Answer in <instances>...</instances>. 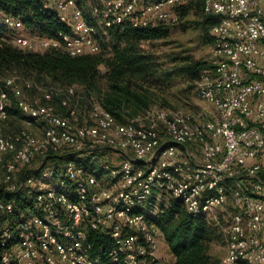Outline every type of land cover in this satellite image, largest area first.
I'll return each instance as SVG.
<instances>
[{"label": "built area", "instance_id": "obj_1", "mask_svg": "<svg viewBox=\"0 0 264 264\" xmlns=\"http://www.w3.org/2000/svg\"><path fill=\"white\" fill-rule=\"evenodd\" d=\"M192 1L39 0L67 31L39 35L7 14L0 28L18 48L78 56L98 52L108 30L173 26ZM202 11L218 22L208 68L194 88L203 103L197 115L152 105L121 123L90 98L84 119L76 103L59 113L51 89L25 99L23 89L32 84L5 79L0 193L21 196L25 204L0 199V264H107L89 255L91 231L110 238V262L159 264L161 233L150 218L160 212L162 193L222 231V264H264V0H204ZM9 92L26 124L14 133L2 129ZM73 94L67 87L61 104ZM32 123L44 127L40 134ZM109 151L120 156L116 162ZM48 154L88 158L90 168L76 160L57 171L37 165ZM229 199L235 211L223 224L218 212Z\"/></svg>", "mask_w": 264, "mask_h": 264}, {"label": "trees", "instance_id": "obj_2", "mask_svg": "<svg viewBox=\"0 0 264 264\" xmlns=\"http://www.w3.org/2000/svg\"><path fill=\"white\" fill-rule=\"evenodd\" d=\"M203 2L193 0L182 10V15L185 16L190 10L199 13L200 21L196 24L203 33L210 32L209 39L213 44L211 28L218 22V18L203 13ZM0 13L19 17L26 27L39 35L54 37L58 32L68 30L55 13L42 7L39 0H0ZM107 33L109 36L101 42L98 52L70 56L63 49L34 53L18 48L3 39L8 36L0 28V78L17 73L38 83L53 84L64 93L67 87H72L74 94L66 106L61 104L60 97L55 106L54 96L52 98L50 103L59 113L66 115L72 104L76 103L80 109L78 111L83 112L82 107L86 109L88 118L90 98H95L115 120L124 123L152 105H168L165 96L177 77L182 76L194 82L208 68V63L191 58H184L177 65L165 67L152 53L140 49L142 42L167 38L168 26L125 27L122 31L114 29ZM1 87H4V82ZM8 113L9 118L23 117L16 106V97L11 92ZM66 160H76L90 168L87 165L88 158L57 154L41 158L38 165L57 171ZM0 199L14 200L20 207L25 204L21 196L12 194L0 193ZM160 208V212L150 219L173 255L174 264H221L211 250L213 242L220 237L218 227L202 216L188 213L177 198L169 197ZM87 242L92 258L102 256L107 264H119L107 259L112 245L108 235L91 231Z\"/></svg>", "mask_w": 264, "mask_h": 264}, {"label": "rangeland", "instance_id": "obj_3", "mask_svg": "<svg viewBox=\"0 0 264 264\" xmlns=\"http://www.w3.org/2000/svg\"><path fill=\"white\" fill-rule=\"evenodd\" d=\"M198 21H200V14L190 10L185 16H183L179 23L173 26H168L167 38L151 42H142L140 44V49H142L144 52L152 53L165 67L177 65L182 62L184 58H191L195 61L208 63L210 51L213 45L209 39L211 35L210 32L207 34L203 33V31L196 24ZM3 39L10 41L8 37H4ZM10 76H16L18 78L16 82L19 86H23L24 81H29L32 84V89H23V97L26 99L40 97V90L46 89H51L53 91V104L55 106L58 105V98L64 97V92L61 88H58L53 84H48L47 82L38 83L32 79H25L17 73H10L4 77H1L0 86L3 84L5 79ZM195 84L196 81L191 82L185 77H177L173 83V86L165 96L168 105H165L164 107L174 108L182 112L197 115L202 109L203 103L195 97ZM77 109L80 110L79 107H77ZM81 110H83V112L79 111L81 117L88 119V113L86 109L84 110L82 107ZM24 128H26L25 118L13 116L10 117L9 120L3 125L2 129L4 132L14 133ZM30 128L37 134L42 131V126H38L34 123L30 125ZM109 155L111 156L110 160L112 162H116V159L120 157L113 151H109ZM40 163L41 161L38 164ZM262 178L264 179V175ZM157 198L159 199L157 207L160 208V205L165 204L169 196L166 193H162L158 195ZM234 211L235 210L229 199L228 203L223 207V209L218 212V216L223 224L229 220V217ZM218 230L220 232V237L218 240L213 242L211 250L213 256L222 264V259L226 251V245L225 237L222 231L219 228ZM167 247L164 246V241L161 236L157 249L159 264H172V259L169 256L170 250Z\"/></svg>", "mask_w": 264, "mask_h": 264}, {"label": "crops", "instance_id": "obj_4", "mask_svg": "<svg viewBox=\"0 0 264 264\" xmlns=\"http://www.w3.org/2000/svg\"><path fill=\"white\" fill-rule=\"evenodd\" d=\"M2 15V13H0V16ZM34 124H36V125H38V126H42L41 124H38V123H34ZM43 126H42V130H43ZM42 132V131H41ZM40 132V133H41ZM39 133V134H40ZM163 241H164V239H163ZM164 246H166L167 247V244L165 243V241H164ZM168 248V247H167ZM169 256L171 257V259H172V264H173V262H174V257H173V255L169 252Z\"/></svg>", "mask_w": 264, "mask_h": 264}]
</instances>
